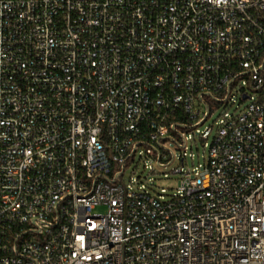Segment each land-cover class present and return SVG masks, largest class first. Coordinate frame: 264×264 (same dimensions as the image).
<instances>
[{
    "label": "built area",
    "instance_id": "obj_1",
    "mask_svg": "<svg viewBox=\"0 0 264 264\" xmlns=\"http://www.w3.org/2000/svg\"><path fill=\"white\" fill-rule=\"evenodd\" d=\"M0 264H264V0H0Z\"/></svg>",
    "mask_w": 264,
    "mask_h": 264
},
{
    "label": "rangeland",
    "instance_id": "obj_2",
    "mask_svg": "<svg viewBox=\"0 0 264 264\" xmlns=\"http://www.w3.org/2000/svg\"><path fill=\"white\" fill-rule=\"evenodd\" d=\"M244 78L247 79L248 74L236 77L233 81V87H241V80ZM226 94L227 90H224L219 94L215 93L214 97L218 95L224 98ZM214 97L211 95H206L205 97L209 104L215 105L216 107L211 110L204 122L197 125L183 127V129H181L185 134H192V138L187 139V147L178 146L177 141L172 139L165 140L170 148L176 153V157L173 162L168 164L166 167H163L157 164L156 158H152V160L148 158L149 163L152 164V169L150 170L149 167L146 166L147 158L141 157V155L137 153L130 160H128L122 179L127 183L129 182L130 176L141 177L143 178L144 183L148 186L147 188L150 189L151 193H162L166 198L172 196L178 189L179 175L174 174L171 171V166L180 164V156L185 152V166L191 168L193 166H198L199 163H205L208 160V148L204 145V139L199 138V134L195 131V129L197 127L203 128L205 125H210L215 131L218 125L217 121L225 110L238 111L250 101L249 99L241 98L238 88H232L228 97L224 101H217ZM232 98L235 100L232 101ZM236 105H238V108ZM200 106L202 107V112L207 110L206 103L200 102ZM189 124L191 125V123ZM173 134L178 138V140L183 141L181 135L175 132H173ZM164 151L167 152L170 160L172 157L171 151L167 148H164ZM165 173H167V175H165ZM161 188H165V190L162 191ZM94 211L105 212V206H97Z\"/></svg>",
    "mask_w": 264,
    "mask_h": 264
}]
</instances>
